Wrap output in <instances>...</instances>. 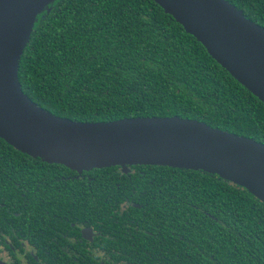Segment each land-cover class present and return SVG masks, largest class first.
Returning a JSON list of instances; mask_svg holds the SVG:
<instances>
[{"label":"trees","instance_id":"trees-1","mask_svg":"<svg viewBox=\"0 0 264 264\" xmlns=\"http://www.w3.org/2000/svg\"><path fill=\"white\" fill-rule=\"evenodd\" d=\"M228 1L264 27V0ZM18 78L39 106L70 119L178 115L264 144V103L153 0H56L24 47ZM129 166L152 185L117 188L118 165L88 171L95 195L104 182L106 264L118 256L120 264H264V203L245 188L199 170ZM75 173L0 138V189L24 185L26 204L47 200L55 175ZM141 192L140 208L111 217L113 197Z\"/></svg>","mask_w":264,"mask_h":264},{"label":"water","instance_id":"water-1","mask_svg":"<svg viewBox=\"0 0 264 264\" xmlns=\"http://www.w3.org/2000/svg\"><path fill=\"white\" fill-rule=\"evenodd\" d=\"M56 0H0V138L31 157L81 172L150 164L199 170L264 203V144L171 116L81 121L59 116L22 91L18 68L35 26ZM264 103V27L228 0H153Z\"/></svg>","mask_w":264,"mask_h":264},{"label":"flooded vegetation","instance_id":"flooded-vegetation-1","mask_svg":"<svg viewBox=\"0 0 264 264\" xmlns=\"http://www.w3.org/2000/svg\"><path fill=\"white\" fill-rule=\"evenodd\" d=\"M119 170L124 175L121 185L115 183L117 188L152 185L151 176L144 174L142 167L133 169L129 166L126 171ZM74 171L76 173L72 175H55L51 183L54 192L47 200L39 202L37 197L32 204L24 201V185L17 191L1 186L0 264H106L105 245L106 242L111 244L113 239L105 230L103 179L98 177L95 188L97 186L99 194L95 195L94 185L90 182L94 177L89 170ZM137 180L139 183L134 184ZM146 180L148 183H143ZM70 185L83 190L73 193L67 190ZM16 186L18 183L12 188L17 189ZM33 191H36L35 187ZM142 193L135 198L124 193L118 198L113 197L107 211L111 217H119L122 212L128 213L131 207L140 208ZM116 260L110 264H120L119 256Z\"/></svg>","mask_w":264,"mask_h":264}]
</instances>
